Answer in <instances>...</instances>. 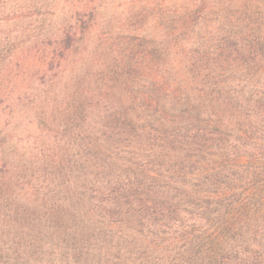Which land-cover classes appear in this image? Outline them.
Listing matches in <instances>:
<instances>
[{
	"label": "trees",
	"instance_id": "obj_1",
	"mask_svg": "<svg viewBox=\"0 0 264 264\" xmlns=\"http://www.w3.org/2000/svg\"><path fill=\"white\" fill-rule=\"evenodd\" d=\"M128 3L0 0V264H264V0Z\"/></svg>",
	"mask_w": 264,
	"mask_h": 264
},
{
	"label": "rangeland",
	"instance_id": "obj_2",
	"mask_svg": "<svg viewBox=\"0 0 264 264\" xmlns=\"http://www.w3.org/2000/svg\"><path fill=\"white\" fill-rule=\"evenodd\" d=\"M122 2L124 3V5H122V7L123 6H127L128 4H130V3H128L129 2V0H122ZM140 4H142V2L140 1V2H136L133 6H135V7H137V6H139ZM130 10V9H129ZM129 10H128V12H129ZM121 11V9L119 10H116V14H118L119 12ZM123 14L125 15V12H123ZM123 14H121V18L123 19V17H124V15Z\"/></svg>",
	"mask_w": 264,
	"mask_h": 264
}]
</instances>
